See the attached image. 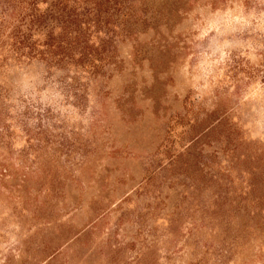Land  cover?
<instances>
[{
    "label": "rangeland",
    "instance_id": "1",
    "mask_svg": "<svg viewBox=\"0 0 264 264\" xmlns=\"http://www.w3.org/2000/svg\"><path fill=\"white\" fill-rule=\"evenodd\" d=\"M11 1L0 264H264V10L135 0L94 72L22 58L51 0Z\"/></svg>",
    "mask_w": 264,
    "mask_h": 264
},
{
    "label": "trees",
    "instance_id": "2",
    "mask_svg": "<svg viewBox=\"0 0 264 264\" xmlns=\"http://www.w3.org/2000/svg\"><path fill=\"white\" fill-rule=\"evenodd\" d=\"M3 1L0 0V16L12 8V1L7 5ZM243 2L264 10L260 0ZM134 4L135 0H51V34L35 39L38 48L21 57L50 61L51 67L71 62L99 72L114 62L115 39L122 30L120 17L128 21Z\"/></svg>",
    "mask_w": 264,
    "mask_h": 264
}]
</instances>
